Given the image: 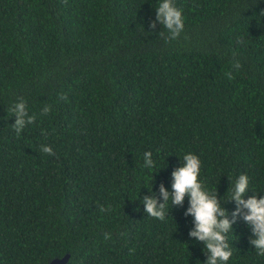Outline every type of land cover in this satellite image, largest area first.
Masks as SVG:
<instances>
[{
    "label": "trees",
    "instance_id": "obj_1",
    "mask_svg": "<svg viewBox=\"0 0 264 264\" xmlns=\"http://www.w3.org/2000/svg\"><path fill=\"white\" fill-rule=\"evenodd\" d=\"M173 2L168 40L160 0H0V264H204L187 195L144 212L188 152L229 213L240 174L264 195V0ZM21 98L36 119L17 135ZM251 236L238 218L227 264H264Z\"/></svg>",
    "mask_w": 264,
    "mask_h": 264
},
{
    "label": "clouds",
    "instance_id": "obj_2",
    "mask_svg": "<svg viewBox=\"0 0 264 264\" xmlns=\"http://www.w3.org/2000/svg\"><path fill=\"white\" fill-rule=\"evenodd\" d=\"M159 22L163 28L168 30V40L177 39L184 28L182 11L177 8L173 0H160L156 8V18L150 23L152 29L156 28ZM162 34V33H160ZM243 43V39L239 41ZM233 67L239 69V61L233 62ZM229 80L233 79L232 72L226 73ZM61 99L67 100L66 94ZM14 114L15 122L12 124L17 135L31 123L35 122V115H29L25 101L21 98L11 109ZM50 106L45 105L42 112L47 115ZM40 151L48 155H55L49 145H41ZM144 167L151 169L155 166L151 151L143 153ZM201 161L199 157L191 152L183 156L181 166L174 168L172 176V191L165 187L163 183L159 186V195L163 202H158L155 193L149 190L151 195L143 196L144 212L150 217L157 218L161 221L166 217V205L171 199L172 205L182 206L185 196H188L189 206L184 212L185 216L193 217L194 227L190 229L189 236L196 238L204 244L203 251L207 255L204 264H227L232 251L227 240V233L233 230V225L238 218L251 228L252 236L250 244L256 249L257 254L264 256V195H253L245 199L249 192V177L247 174H240L232 183L230 197L227 201H235L236 208L229 213L228 209L221 203L218 198L217 189L214 192L207 191L201 181L198 180L200 173ZM226 201V202H227ZM225 202V201H224ZM100 211H110L109 208L100 206ZM231 216V218H229ZM110 233H105L104 238H110Z\"/></svg>",
    "mask_w": 264,
    "mask_h": 264
},
{
    "label": "water",
    "instance_id": "obj_3",
    "mask_svg": "<svg viewBox=\"0 0 264 264\" xmlns=\"http://www.w3.org/2000/svg\"><path fill=\"white\" fill-rule=\"evenodd\" d=\"M70 254H66L62 258H55L49 264H67Z\"/></svg>",
    "mask_w": 264,
    "mask_h": 264
}]
</instances>
